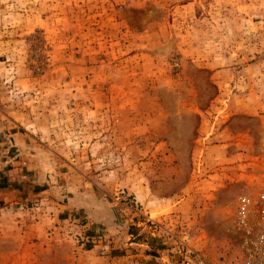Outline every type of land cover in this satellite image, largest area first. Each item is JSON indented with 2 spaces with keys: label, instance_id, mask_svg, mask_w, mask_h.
<instances>
[{
  "label": "rangeland",
  "instance_id": "1",
  "mask_svg": "<svg viewBox=\"0 0 264 264\" xmlns=\"http://www.w3.org/2000/svg\"><path fill=\"white\" fill-rule=\"evenodd\" d=\"M263 203L264 0H0V264H239Z\"/></svg>",
  "mask_w": 264,
  "mask_h": 264
},
{
  "label": "built area",
  "instance_id": "2",
  "mask_svg": "<svg viewBox=\"0 0 264 264\" xmlns=\"http://www.w3.org/2000/svg\"><path fill=\"white\" fill-rule=\"evenodd\" d=\"M256 202L249 195L242 197L237 212L242 221L253 211ZM264 207V203L261 204ZM179 264H226L203 253L200 249L182 242L178 251ZM239 264H264V218L260 226L247 236L243 245V258Z\"/></svg>",
  "mask_w": 264,
  "mask_h": 264
}]
</instances>
